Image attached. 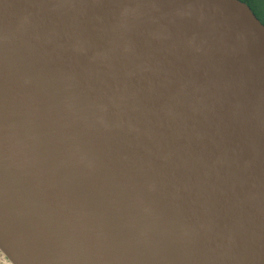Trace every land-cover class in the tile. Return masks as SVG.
<instances>
[{"label": "water", "instance_id": "1", "mask_svg": "<svg viewBox=\"0 0 264 264\" xmlns=\"http://www.w3.org/2000/svg\"><path fill=\"white\" fill-rule=\"evenodd\" d=\"M11 264H264V24L240 0H0Z\"/></svg>", "mask_w": 264, "mask_h": 264}, {"label": "trees", "instance_id": "2", "mask_svg": "<svg viewBox=\"0 0 264 264\" xmlns=\"http://www.w3.org/2000/svg\"><path fill=\"white\" fill-rule=\"evenodd\" d=\"M241 2L245 3L251 11L256 15V17L261 21V23L264 24V8L261 9L256 4H251L248 2V0H240Z\"/></svg>", "mask_w": 264, "mask_h": 264}, {"label": "rangeland", "instance_id": "3", "mask_svg": "<svg viewBox=\"0 0 264 264\" xmlns=\"http://www.w3.org/2000/svg\"><path fill=\"white\" fill-rule=\"evenodd\" d=\"M251 4H256L261 9L264 8V0H248ZM0 264H11L10 261L5 257V255L0 251Z\"/></svg>", "mask_w": 264, "mask_h": 264}]
</instances>
